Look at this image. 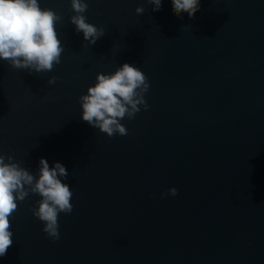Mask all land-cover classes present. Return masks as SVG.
<instances>
[{
	"label": "water",
	"instance_id": "water-1",
	"mask_svg": "<svg viewBox=\"0 0 264 264\" xmlns=\"http://www.w3.org/2000/svg\"><path fill=\"white\" fill-rule=\"evenodd\" d=\"M88 4L105 29L94 44L70 0H41L61 17V62L0 60V153L33 172L62 162L73 192L58 240L32 213L39 194L19 201L0 264H264V0H201L183 19L173 0ZM125 61L149 78L151 111L108 136L81 119L79 96Z\"/></svg>",
	"mask_w": 264,
	"mask_h": 264
},
{
	"label": "clouds",
	"instance_id": "clouds-1",
	"mask_svg": "<svg viewBox=\"0 0 264 264\" xmlns=\"http://www.w3.org/2000/svg\"><path fill=\"white\" fill-rule=\"evenodd\" d=\"M154 11L163 10L165 0H149ZM175 14L183 19L184 13L194 18L201 8V0H173ZM74 14L70 17L84 40L94 44L105 29L87 20L88 0H70ZM142 14V4L135 9ZM61 19L53 8L41 6V0H0V60L12 68L38 73L51 71L61 62L64 47L57 34ZM57 77L51 76L49 84ZM152 85L147 75L135 64L123 62L112 72H98L93 84L79 96L80 117L89 125L106 133L128 135L122 119H135L143 109L151 111L145 94H151ZM68 171L60 161L50 167L41 157L38 170L33 172L13 155L0 153V257L13 243L10 215L30 193L41 197L32 213L43 222L42 231L54 240L60 238L58 214L71 213L73 192L66 182ZM178 195L171 187L163 195Z\"/></svg>",
	"mask_w": 264,
	"mask_h": 264
}]
</instances>
